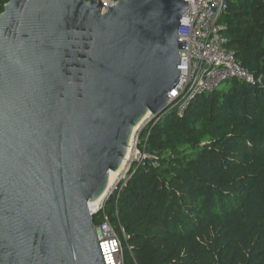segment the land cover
<instances>
[{"label":"water","instance_id":"obj_1","mask_svg":"<svg viewBox=\"0 0 264 264\" xmlns=\"http://www.w3.org/2000/svg\"><path fill=\"white\" fill-rule=\"evenodd\" d=\"M187 0H9L0 14V264H104L89 203L166 112ZM111 190L109 196L114 192Z\"/></svg>","mask_w":264,"mask_h":264},{"label":"trees","instance_id":"obj_2","mask_svg":"<svg viewBox=\"0 0 264 264\" xmlns=\"http://www.w3.org/2000/svg\"><path fill=\"white\" fill-rule=\"evenodd\" d=\"M221 20L236 59L262 73L264 0H227ZM226 82L142 130L152 159L105 203L127 264H264V86Z\"/></svg>","mask_w":264,"mask_h":264},{"label":"built area","instance_id":"obj_3","mask_svg":"<svg viewBox=\"0 0 264 264\" xmlns=\"http://www.w3.org/2000/svg\"><path fill=\"white\" fill-rule=\"evenodd\" d=\"M118 1L101 0L103 5L109 7H113ZM187 1L188 8L180 19L179 29V40L186 41L185 48L180 50V76L178 83L168 94L171 103L169 109L180 116L195 98L213 92L229 79L264 86V71L259 75L253 74L240 64L234 51L228 47L229 26L221 20L227 8V0ZM139 138L138 133L132 142L133 146H137ZM150 158L152 159L151 156ZM109 197L108 195L98 208H90L91 214L97 218L95 231L100 252L104 264H127L123 239L105 210ZM122 233L126 239L125 231L122 230Z\"/></svg>","mask_w":264,"mask_h":264},{"label":"rangeland","instance_id":"obj_4","mask_svg":"<svg viewBox=\"0 0 264 264\" xmlns=\"http://www.w3.org/2000/svg\"><path fill=\"white\" fill-rule=\"evenodd\" d=\"M229 85H228V83L225 81L224 83H222L221 85H220V87H219V90H225L227 87H228ZM170 111H172V112H174V110H172V109H169ZM147 122V120L143 123V125L145 124ZM142 125V126H143ZM141 126V127H142ZM140 127V128H141ZM140 128H138V130L136 131V133H135V136L139 133V129ZM134 152V153H133ZM133 152H132V158L133 159H131L130 160V164L127 166V168L124 170V171H122L121 172V175L119 176V178H118V180L116 181V184H117V189L118 190H120L123 186H125L126 185V183L128 182V180H129V178H130V176L128 177V175L130 174V170H131V168L133 167V166H135V165H137V164H144L145 162H146V160H151V158H150V153L149 152H147V151H145V150H143V149H141L140 148V146H139V143H137V146H133ZM129 168V169H128ZM115 184V185H116ZM115 187V186H114ZM113 187V188H114ZM117 189H115L114 191H116ZM122 190V189H121ZM114 193V192H113ZM112 193V194H113ZM110 194V192L107 194V196ZM106 196V197H107ZM106 197L104 198V199H106ZM103 199V200H104ZM102 200V201H103ZM101 201V202H102ZM99 204H97V205H93V207H91V209H94V208H97V206H98ZM119 235L121 236V238L123 239V233L121 232V233H119ZM124 240V239H123ZM124 248L126 249L127 248V245H126V243H125V240H124Z\"/></svg>","mask_w":264,"mask_h":264},{"label":"bare ground","instance_id":"obj_5","mask_svg":"<svg viewBox=\"0 0 264 264\" xmlns=\"http://www.w3.org/2000/svg\"><path fill=\"white\" fill-rule=\"evenodd\" d=\"M150 116H151V112L148 111L145 114V116L141 119V121L137 125H135L126 156L124 157L120 167L117 170H114V171L111 170L110 171L109 182H108V186H107L105 192L100 197H98L97 199H95L94 201H91L89 203L90 208L93 207V205H97V204L100 205L101 204V201L107 196V194L109 192H111V190L115 186L116 181L118 180L119 176L121 175V172L124 171L127 168V166L130 164V160L133 159L132 158V155H133L132 154V152H133V143L132 142L135 140V133L138 130V128H140L143 125V123L150 118ZM99 205L97 206V208L99 207ZM94 209H96V208H94ZM94 209H92V210H94Z\"/></svg>","mask_w":264,"mask_h":264}]
</instances>
